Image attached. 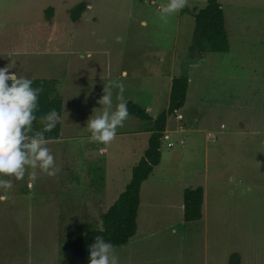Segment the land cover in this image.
Returning a JSON list of instances; mask_svg holds the SVG:
<instances>
[{"label": "rangeland", "instance_id": "1", "mask_svg": "<svg viewBox=\"0 0 264 264\" xmlns=\"http://www.w3.org/2000/svg\"><path fill=\"white\" fill-rule=\"evenodd\" d=\"M219 2L229 51L199 55L191 50L193 16L206 0H188L187 11L168 16L167 23L160 9L169 0H0V68L11 62L24 73L35 64L39 76L57 79L63 100L60 137L47 145L60 171L53 177L41 173L32 187L26 175L0 201V264H58L71 241L101 227L102 214L147 147L146 135L139 150L128 147L129 133L147 126L132 117L104 153L99 150L105 145L88 139L87 122L102 114L104 88L113 104L119 102L122 71L131 82L124 100L139 105L152 95L145 85L149 77L171 71L190 77V126L161 139L162 157H173L176 169L160 166L155 175L183 177L186 187H203L206 199L202 219L186 223L178 186H143L136 235L115 248L119 264H229L234 253L239 264H264V0ZM80 3L92 8L78 27L70 11ZM30 35L38 51H26ZM173 59L182 69L171 65ZM191 60L192 68L185 65ZM158 88L153 117L167 104L168 91L160 83ZM173 123L169 117V131ZM168 142L174 146L167 148ZM102 188L107 199H88Z\"/></svg>", "mask_w": 264, "mask_h": 264}, {"label": "trees", "instance_id": "2", "mask_svg": "<svg viewBox=\"0 0 264 264\" xmlns=\"http://www.w3.org/2000/svg\"><path fill=\"white\" fill-rule=\"evenodd\" d=\"M83 3L77 4L70 11V17L77 21L84 10ZM187 9L181 10L182 13ZM53 9L46 12L48 18L52 17ZM194 37L191 50L202 55L209 53H227L229 43L224 25V14L219 0H206L204 8L195 12ZM33 87H42L43 92L39 97V111L37 120L33 123V130L40 131L44 125L39 117L55 109L61 116L63 100L59 91L58 81L55 78L31 79ZM189 78L186 72L172 78L168 96L167 108L155 118L136 103L127 101L129 117L147 124L150 133L147 148L143 156L131 169V178L123 192L115 202L102 214L100 228H88L83 235L71 241L64 257L58 264H89V248L95 242L96 236H102L115 248L126 246L135 236L137 231V213L139 207V193L143 182L151 175L153 169L161 159V139L166 129L167 117L183 108L186 100ZM49 97H52L50 99ZM61 122L51 132H46L45 137L57 140L60 137ZM203 188H187L182 193L183 220L186 223L198 222L202 219ZM239 255L231 254L229 264H239Z\"/></svg>", "mask_w": 264, "mask_h": 264}, {"label": "clouds", "instance_id": "3", "mask_svg": "<svg viewBox=\"0 0 264 264\" xmlns=\"http://www.w3.org/2000/svg\"><path fill=\"white\" fill-rule=\"evenodd\" d=\"M188 6V0H169L161 7V19L167 23L168 16L180 12ZM117 42L122 37H117ZM89 59L91 55L89 54ZM83 59V56L81 57ZM11 62L0 68V201L8 199L6 195L14 187V181H22L27 175L29 187L39 179L40 174L56 176L60 169L56 166L52 150L47 146L50 141L45 137L62 120L55 110L49 111L39 119L44 127L40 131L33 130L39 111V97L42 87H33V81L27 77H18L12 71ZM119 101L113 108L112 93L104 88L98 103L103 106L102 114L90 118L87 128L91 133L90 142H97L106 147L116 139L117 129L124 126L129 118L127 101L123 97L124 85H118ZM52 99V97H49ZM229 183H236L235 177ZM249 191L251 189L249 188ZM175 234V232H173ZM89 264H119L115 247L102 236H96L89 248Z\"/></svg>", "mask_w": 264, "mask_h": 264}, {"label": "crops", "instance_id": "4", "mask_svg": "<svg viewBox=\"0 0 264 264\" xmlns=\"http://www.w3.org/2000/svg\"><path fill=\"white\" fill-rule=\"evenodd\" d=\"M153 2L155 3V1H153ZM91 8H92L91 4L90 3H86V6L84 8V12L81 13L80 18L77 21H75V24H73V25L80 27L83 24H85L86 20L89 19V16L91 15ZM221 8H222V6H221ZM180 15H181V13H180ZM225 17L226 16L224 15V25H225V21H226ZM43 23H44V21H43ZM76 30H77V28L75 27V31ZM37 34L39 35L38 38L41 37L43 39V43H45L46 37H45L44 27L41 28V32H40V27H39V29L37 31ZM29 37L31 39L30 38L28 39V42H27L28 47H27V50L26 51H32V52L38 51L39 50V47L38 48H35V46H34L35 43H34L33 35H30ZM37 44H40V42L37 43ZM5 53H7V52H5ZM200 58H201V56H200ZM196 59H198V58H196ZM176 64L181 65V69H182V67H183L182 63L178 62L176 59H173L172 62H171V65L172 66H175ZM39 65H40V63L38 62L37 63V67L38 68H39ZM185 65H187V67L192 68V67L196 66V63H195V60H191V61H187L185 63ZM12 71L15 72L18 77L23 76V77H27L29 79L43 78V77L39 76V71L38 70H35V64H28V67H27V69H26V71L24 73L15 71L14 68L12 69ZM174 77H176V74H174L171 71V72H168L164 77L155 75L152 78L149 77L148 80L146 81V84H145L146 85V90H147L148 93H150L152 95H149V97H147V101L146 102H144L142 104L140 102V105L139 104L138 105L141 106V108H143L149 114V116L151 118H155L156 117V116L155 117L151 116L150 115V112L154 110V104H155L156 100L158 99L157 91L160 89V88H158V83H160L161 85L163 84V88L165 87V89L168 91V96H169V90H170L171 80ZM127 78H128V74H126V71H122L121 72V80H123V81L121 83L124 85V89H126L127 88V85H129L131 83L130 81L126 80ZM163 78H165V81H162ZM188 78H189V84H190V77L188 76ZM189 87H190V85H188L187 94H186V100H185V104H184L183 108H181L180 110L176 111L174 114H172V115H170V116L167 117V119L169 117H173L174 123H173L172 128H171L172 131H169V127H167V123H166V129L164 131L165 132V137L164 138H166V139L168 138V134L169 133H172V134H184V133H186L185 132V129L190 126L191 119L188 116V93H189ZM168 96H167V104H168ZM113 103H115V100H113ZM136 104H137V102H136ZM167 104H166L165 109L167 108ZM114 105L115 104H113V106ZM179 115L181 116V118H178ZM76 121H77V119L75 120V122ZM129 134L131 135V139H129L127 141V145H128V147H130V149H131L132 152H135V148L136 147H137L136 150H139V148L144 145V136L146 135V136L149 137V134L150 133L147 131L146 127H144L143 129H141V131H138V132H130ZM89 138H90V136H89ZM147 141H148V138H147ZM168 143H172V142H168ZM178 143H179V146H184L185 145V142H184L183 139H180L178 141ZM173 146L174 145L172 143V146L169 147V148H172ZM166 147H167V144H166ZM146 148L143 150V154H144V151L146 150ZM104 151L105 150H99L100 153H104ZM88 156H90V155H88ZM162 156L163 155L161 154V159H160L159 164L153 169V171H152L151 175L148 177V179L145 182H143V184L141 185L140 193H139V199H141V196L143 197V192H142L143 191V188H142L143 186H149L151 188L153 185H157V184H159L161 182H165V181H167V182L168 181H171L172 184H173V186L174 185L175 186H178L177 189H179L180 199H182V193H183V191L188 188V187L185 186V183L182 184V181L181 180L183 179V177H182L181 180H179V177L178 178H175L174 176H172V177H164V176L155 175L156 170H158V168L160 166L162 168H165L166 171L167 170L168 171H173L174 169H176V165H174V163L172 162L173 157L166 156L163 159ZM140 158H139V160H140ZM179 160L182 161V162L184 161V160H182L180 158H179ZM164 173L165 172L162 171V175ZM129 181L124 183L123 190H124L125 186L129 183ZM103 188L101 190H99L100 192L98 190L92 192L88 199H107L106 193L103 191ZM123 190H122V192H123ZM122 192H120L119 195ZM204 192H205V189L203 188V193ZM118 196H117V198H118ZM203 199H206L205 195L203 196ZM180 209L182 211V217H183V203L182 202L180 203Z\"/></svg>", "mask_w": 264, "mask_h": 264}, {"label": "built area", "instance_id": "5", "mask_svg": "<svg viewBox=\"0 0 264 264\" xmlns=\"http://www.w3.org/2000/svg\"><path fill=\"white\" fill-rule=\"evenodd\" d=\"M152 3H154V2H152ZM153 5H154V4H153ZM178 118H181V116L179 115ZM171 146H172V143H167V147H168V148L171 147Z\"/></svg>", "mask_w": 264, "mask_h": 264}, {"label": "water", "instance_id": "6", "mask_svg": "<svg viewBox=\"0 0 264 264\" xmlns=\"http://www.w3.org/2000/svg\"><path fill=\"white\" fill-rule=\"evenodd\" d=\"M198 57H199V55H198Z\"/></svg>", "mask_w": 264, "mask_h": 264}]
</instances>
